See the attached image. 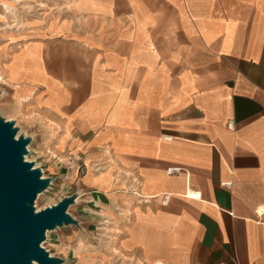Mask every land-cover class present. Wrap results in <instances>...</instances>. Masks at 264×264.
Instances as JSON below:
<instances>
[{"label": "crops", "instance_id": "obj_1", "mask_svg": "<svg viewBox=\"0 0 264 264\" xmlns=\"http://www.w3.org/2000/svg\"><path fill=\"white\" fill-rule=\"evenodd\" d=\"M33 1L49 11L31 44L65 98L51 117L94 135L72 140L87 166L114 153V192L87 186L129 263L264 264V0Z\"/></svg>", "mask_w": 264, "mask_h": 264}, {"label": "rangeland", "instance_id": "obj_2", "mask_svg": "<svg viewBox=\"0 0 264 264\" xmlns=\"http://www.w3.org/2000/svg\"><path fill=\"white\" fill-rule=\"evenodd\" d=\"M38 8L40 6L35 1H24L16 6L15 14H11L0 5V117L14 122L17 138L30 139L25 159L41 169L43 178L49 179V186L34 203L36 212L52 207L66 197L75 195L76 200L79 199L68 210L79 226L66 225L47 232L41 246L51 257L62 259V264H101L98 257L89 262V258L99 255L106 256L108 264H131L124 263L121 255L115 257L111 253L114 242L119 240L115 232L120 229L115 206L106 199L104 192L90 188L83 181L88 172L86 159L91 150H79L70 143L62 151H56L53 138L58 129L50 119L56 120L33 109L27 101H19L5 81L2 66L10 60L13 52L35 39L34 29L31 26L25 28L22 23L49 11L48 6L45 11H38ZM92 137V133L72 135L71 140L80 138L86 144ZM108 157L96 162L97 168H108L111 165Z\"/></svg>", "mask_w": 264, "mask_h": 264}, {"label": "water", "instance_id": "obj_3", "mask_svg": "<svg viewBox=\"0 0 264 264\" xmlns=\"http://www.w3.org/2000/svg\"><path fill=\"white\" fill-rule=\"evenodd\" d=\"M17 132L13 121L0 117V264H62L41 244L57 227L79 226L68 213L76 196L36 212L34 203L49 179L26 161L30 139L17 138Z\"/></svg>", "mask_w": 264, "mask_h": 264}, {"label": "bare ground", "instance_id": "obj_4", "mask_svg": "<svg viewBox=\"0 0 264 264\" xmlns=\"http://www.w3.org/2000/svg\"><path fill=\"white\" fill-rule=\"evenodd\" d=\"M24 1L30 3L33 0H2L0 5L4 8L7 13L15 14L16 6ZM30 8V6H28ZM31 21L22 23L23 27L30 26ZM40 45L39 44H25L21 46L17 51L13 52L10 56V60L2 66V70L6 75V83L9 85L13 92L14 97L18 98L19 101H27L33 109L38 110L41 114L51 116L50 108L58 111L59 104L65 101L63 95L58 94L54 91L53 87L49 84L48 80L44 77V70L40 58ZM28 80L33 83H42L46 86L40 91L36 90V85H22L21 81ZM100 105L99 101L96 99L92 104ZM50 122L57 126L58 132L54 134L53 145L56 151H62L68 144H74L71 140L72 123L70 120L54 121L50 119ZM89 126L98 128L97 123H90ZM101 135H97L95 140L98 141L102 137L104 141L108 142L109 139L113 138V135L103 134V130L99 129ZM73 143V144H72ZM105 154L111 165L108 168L102 170V168H97L98 164H91L88 162V172L84 177L83 181L85 184L97 185L101 189L106 191L111 190L114 192L113 180L115 178L117 163L114 158V153L110 144H106ZM117 175V174H116ZM193 196H198L194 192H190ZM79 199L76 200L78 202ZM118 232V231H117ZM111 253L116 257L121 255L123 262H131L132 258L123 253L120 247V241L117 239L113 247L111 248ZM100 258L101 264H108L107 257L104 255L92 256L89 258V262H94ZM161 264V262H159ZM158 263V264H159ZM110 264V263H109ZM141 264V262H139Z\"/></svg>", "mask_w": 264, "mask_h": 264}, {"label": "built area", "instance_id": "obj_5", "mask_svg": "<svg viewBox=\"0 0 264 264\" xmlns=\"http://www.w3.org/2000/svg\"><path fill=\"white\" fill-rule=\"evenodd\" d=\"M159 262L155 263V264H158ZM160 264V263H159ZM162 264V263H161Z\"/></svg>", "mask_w": 264, "mask_h": 264}]
</instances>
